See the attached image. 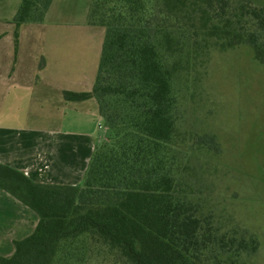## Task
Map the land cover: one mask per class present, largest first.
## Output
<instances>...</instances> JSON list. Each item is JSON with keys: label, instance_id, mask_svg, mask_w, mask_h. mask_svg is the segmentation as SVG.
I'll return each mask as SVG.
<instances>
[{"label": "trees", "instance_id": "trees-1", "mask_svg": "<svg viewBox=\"0 0 264 264\" xmlns=\"http://www.w3.org/2000/svg\"><path fill=\"white\" fill-rule=\"evenodd\" d=\"M53 1H22L16 49L21 27L43 23ZM88 22L105 29L96 81L64 98L95 99L110 135L80 185L0 164V188L38 216L0 264H249L258 236L226 229L192 192L180 112L192 70L213 51L248 47L264 64V1L92 0ZM196 142L221 152L214 134Z\"/></svg>", "mask_w": 264, "mask_h": 264}, {"label": "crops", "instance_id": "crops-1", "mask_svg": "<svg viewBox=\"0 0 264 264\" xmlns=\"http://www.w3.org/2000/svg\"><path fill=\"white\" fill-rule=\"evenodd\" d=\"M22 1L0 0V164L22 171L37 183L80 185L104 121L95 99L68 102L64 92L92 91L104 40L60 34L57 28L63 24L50 20L54 0L43 23L21 27L16 49L12 21ZM88 15L83 25L99 27L89 24ZM76 42L81 44H72ZM23 100L28 104L21 114L13 109L5 112L8 102ZM68 114L76 129L63 128ZM32 212L0 188L3 256H11L14 242L34 231L38 219L33 226Z\"/></svg>", "mask_w": 264, "mask_h": 264}, {"label": "rangeland", "instance_id": "rangeland-1", "mask_svg": "<svg viewBox=\"0 0 264 264\" xmlns=\"http://www.w3.org/2000/svg\"><path fill=\"white\" fill-rule=\"evenodd\" d=\"M91 3L57 0L50 20L63 24L57 28L62 35L86 40L94 35L103 41V27L83 25ZM199 63L198 71L193 69L190 75L180 112L185 141L181 157L186 156L187 177L196 199L213 211L226 229L236 222L239 228L258 236L261 248L249 264H264V64L248 47L216 50ZM9 102L6 113L13 109L21 114L28 104L24 100ZM72 118L67 115L64 129L77 128ZM98 129V142L102 143L110 131L105 123ZM211 134L221 144L220 154L214 157L205 154L196 142ZM32 213L34 226L38 216Z\"/></svg>", "mask_w": 264, "mask_h": 264}]
</instances>
